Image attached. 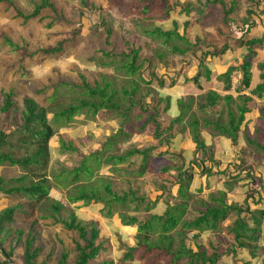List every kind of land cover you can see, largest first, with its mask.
I'll return each mask as SVG.
<instances>
[{
	"label": "rangeland",
	"instance_id": "rangeland-1",
	"mask_svg": "<svg viewBox=\"0 0 264 264\" xmlns=\"http://www.w3.org/2000/svg\"><path fill=\"white\" fill-rule=\"evenodd\" d=\"M208 1L49 0L55 10L48 7L38 16L31 17L43 0H0V89L7 93L12 92L13 100L20 109L25 97L34 98L41 107L47 109L48 119L56 131L49 143L52 199L64 205L60 214L62 219H68L70 213L75 212L78 219L96 221L97 224L100 222L101 227L107 229L97 241L104 242V250L91 263L199 264L196 257L188 259L183 256L178 261L175 259V252L180 246H184L194 252H197L199 247L208 254L217 251L221 257L217 263L227 264L223 263V256H231L232 260L236 261V253L242 251L229 233L231 219L226 220L222 227L216 230L203 231L185 229L183 222L194 221L209 207L217 206V202L212 198H219L220 192L250 194L248 190L247 193L243 192L245 188L249 189V185L256 192H264V186L259 180L263 174L256 168L254 170L256 179L242 176L237 181H231L232 186L242 181L250 182L249 185L237 184L232 190L227 186L218 187L220 180H226L228 173L232 177L239 175V169L235 172L231 169L237 161H248L247 153H243L240 147L239 151L237 148L231 150L230 145L219 143V139L212 138L215 125L208 124L207 121L211 123L217 121L221 108L208 109L206 112H199L194 107L180 110L175 103L172 108L163 110L165 103L160 105L158 102V92L161 94L162 91L164 94L161 97L172 99L173 96L185 97L193 96L192 93H202L203 91L196 92L194 86L182 84L181 77L185 74L192 77L196 75L199 70H203L201 66L203 62H207L212 71L216 70L207 59L211 57L209 53L222 48L225 43L230 45V53L234 57L218 67V74H224L231 64L241 66L247 49L246 47L244 50L239 49L235 42L242 35V32L238 31L239 28L246 30L242 22L251 8L257 15L253 17L255 25L249 32H244L242 39L247 41L258 38L264 33V0H224L227 7H230L232 2L236 3L231 15L235 24L231 23L230 26L223 23V7L219 4L208 5ZM188 5L192 9L198 7L203 9L204 17L200 22L196 21L197 14L194 11H191L190 16L186 14L184 8ZM166 6L170 8L168 15ZM173 22H177L178 35L184 37V40L178 39V35L174 33L170 44H167L165 38L158 33L157 26L163 30H171L174 27ZM186 22L188 24H185ZM232 30L236 33H230ZM109 31L111 35L108 38ZM173 45H178L182 50L175 51L172 49ZM137 49L140 51V58L136 65L142 67L137 74H129L126 64L133 61V52ZM261 52L252 60V79L248 94L262 82L260 75L264 71L260 70L259 62H264V55ZM152 71L163 80L162 86L155 80L150 85L142 82L140 78L142 76L146 80H151ZM239 79V74L234 75V82L236 80L238 82ZM173 81H176V84L170 87ZM213 81L214 91L229 94L224 89L223 80ZM105 86H108L109 91L117 93L114 102L119 105V109H102L93 116L88 108H84L70 123L64 118L58 123L54 122L55 117L71 105L77 106L83 101L96 100L97 98L91 97L88 93L89 89L96 87L103 89ZM135 88L137 89L133 92ZM167 92L170 95H167ZM231 93L237 97L234 91ZM249 95L252 103H248L249 108L245 115L251 121H248L250 135L257 137L259 131L255 128L264 127L262 121L264 91L261 94ZM130 105L133 106L128 109ZM156 113L158 114L156 120L143 127L148 116ZM179 114L182 115V119L173 127L171 131L173 136L168 145L166 142L170 138L168 127ZM6 116V113L0 110V130H5L9 134L10 121L6 120ZM194 119L199 120V131L205 133V135L202 133V139L209 143L207 151L216 158L228 160L220 166L219 169H222L220 173L214 170L211 180L202 176L203 174H198L199 172L194 169L196 173L192 175L189 196L183 198L179 194V168L183 167L180 149L189 147L185 142L192 140L189 125ZM160 134L164 138L162 144ZM261 135H264V128ZM226 139L228 141V138L224 137V140ZM62 143L71 145L73 149L62 150ZM151 146H156L157 149L150 158L147 172L138 177L136 173L141 165L142 156L127 155L133 149L143 150ZM95 156L101 157L100 167L96 166ZM110 156L128 158L124 163L114 166L106 163L105 159ZM88 160L95 169L89 185L101 186L110 183L118 195L128 193L130 190L135 191L138 196L145 198L138 207V212H134L135 203H128L126 207L115 206L113 217H108L106 211L103 213V203H92L84 207L82 201L78 203L70 201V197L77 194V183L72 181L73 175L76 169ZM165 167L169 170L163 171ZM248 172L249 175L250 171ZM21 175L22 171L18 167L8 163L0 166V177L5 181ZM66 177L67 184L63 183V178ZM83 177L80 183L85 186L87 179L83 180ZM253 179L255 181L252 183ZM252 195L248 202L250 206H253V200L256 199V196ZM13 201L18 199L0 193V212L11 206ZM183 205H186L183 221L169 233L173 236L170 253L166 250L153 249L144 253L146 258L140 259L141 252L138 250L133 257L127 258L129 249L141 246L138 245L137 225H123L119 213L145 221L151 215L164 216L168 210L175 213V209ZM240 206L246 209V204ZM27 209L30 210L26 206L25 210ZM37 211L39 206L32 212L33 216L17 214L14 226L24 229L27 233L30 223L37 220ZM53 223L54 219L38 220V225L34 228V233L37 234L35 247L41 248L40 259L38 258L37 262L40 260L46 261L47 264H61L59 261L62 253L68 252V264H75L78 254L75 245L80 241L78 233L67 230L62 224ZM26 236L27 234L24 238ZM149 240L152 243L158 242L159 233L150 235ZM9 244V240L4 243L7 251ZM165 244L167 245V242ZM23 249V242L16 245L9 259L10 264H24ZM233 250L235 252H232ZM259 255L264 256V248L260 249ZM2 257L0 250V262L3 261Z\"/></svg>",
	"mask_w": 264,
	"mask_h": 264
},
{
	"label": "trees",
	"instance_id": "trees-1",
	"mask_svg": "<svg viewBox=\"0 0 264 264\" xmlns=\"http://www.w3.org/2000/svg\"><path fill=\"white\" fill-rule=\"evenodd\" d=\"M224 3V0L208 1V5L215 6L219 4L223 7V23H225V25L230 26L231 23L234 25L235 21L232 19L231 15L234 12L236 3L232 2L230 7H227ZM48 7L50 9H54V6L49 2V0H43L42 4L36 7L31 17L38 16L43 9ZM166 10L168 15L170 8L166 6ZM184 11L189 16L191 15V11H194L197 14V22H200L204 17V11L201 7L192 9L189 8L188 5L184 8ZM255 13L256 12L253 8L248 10V16L242 22V25L246 27V30L244 28H239L238 30L242 32V35L237 38L235 44L239 49L244 50V47L247 49L241 66L231 64L224 74L217 77L218 80L224 81V89L226 91H230L233 89L234 75L240 74V79L235 87V91L238 94L237 97L230 94L222 96L217 91L212 89L213 80L217 75L213 73L211 66L207 62H203L201 64V66H203V70H199L193 77L185 74L181 81L184 84L193 83L198 89L207 90V92L198 96L181 97L177 102L180 110L195 107L199 112H206L208 109L215 110L216 108L221 107L218 120L214 121V123L207 121V123L215 125V134H219L230 139L232 144L235 146H238L239 144L240 130L245 122V114L248 111L247 104L252 100L249 94H261L264 91V73H261L260 78L262 79V82L258 84L254 90H251L249 94L247 93L251 86L252 60L254 57L258 56L260 51H264V33L258 38H252L247 41L242 39L244 32H249L255 25V22L253 21V17L257 16ZM173 24L174 27L171 30H163L161 27L159 28L157 26L158 33L165 38V42L167 44H170L174 33L178 35L177 22H173ZM185 24H188V22ZM230 33H236V31L232 30ZM110 35L111 31H109L108 38ZM178 39L184 40V37L178 35ZM172 49H175V51L182 50L178 47V45H173ZM230 50V45L225 43L222 48H218L216 51L209 53V56H211L210 59H212L210 62L213 65L218 63L222 64L223 62L227 63L230 58L234 57L231 56ZM139 53V49L135 50L133 52V61L131 63L127 62L126 64L129 74H137L142 67V65H136L137 60L140 58ZM259 67L260 70L264 71L263 61L259 62ZM152 75L151 80H146L143 76L140 78L143 83H148L150 85L152 81L155 80V82L162 86L164 82L158 77L155 71H152ZM175 84L176 81H173L169 86L173 87ZM84 86L86 85L84 84ZM136 89L137 88H135L133 92H135ZM108 91V86H105L103 89L100 87L89 89L88 93L91 97L97 98L96 100H93V102L83 101L81 105L77 106L71 105L67 110L62 111L59 115H57L55 117V121H53L58 123L61 118H64L67 123H70L74 116L84 108H88L89 112H91L93 116L98 114V112L102 109H119V105L114 102V99L117 97V93L115 91ZM160 96L158 97V102L160 105L165 103L163 110H168L171 106V98H163ZM13 98L14 94L12 92L7 93L0 89V110L3 113H6V120L10 121L9 134H7L5 130H0V166L8 163L11 166L18 167L22 171L21 176L10 179V182L5 181L2 177H0V193L11 196L12 198L16 197L18 199V201H13L14 203L11 206L0 212V250L3 254V261L0 262V264H10L9 259L13 249H15L16 245L21 242H23L24 245V264H47L46 261L40 262L39 260V263L37 262L38 258L40 259L41 248L35 247L37 234L34 233V228L38 225V220L45 221L48 219H54L53 224H62L67 230L76 231L78 233L80 241H78L75 245L78 253L75 264H94L91 262L102 250H104V242L97 243V241L101 236H103V234H105L107 229H103L100 222L98 225L96 221H83L78 219L75 212L70 213L68 219H62L60 214L64 209V205L60 201L52 199V185L49 175L51 162L49 143L55 136L56 131L48 119L47 109L41 107L34 98L25 97L22 101V109L17 107L16 101H14ZM132 106L133 105H130L128 109ZM157 115L158 114L156 113L155 115L148 116V119L143 124V127H145V125L149 122H154ZM137 118L140 117L137 116ZM181 119L182 115L179 114L168 127L170 138L167 141L165 140L168 145L173 136L171 131L175 124L180 123ZM189 126L192 135V142L195 144V155L193 154L190 158L181 153L183 167L179 168L178 177L180 178L179 194L183 198L189 196L188 191L191 188L193 180L192 175L196 173L194 169L199 172L198 174H206L209 176L212 173V167H207L205 165V162L207 160H211V158L207 153V145L204 139H202L201 132L199 131V120L194 119ZM159 138L160 144H162L164 141L162 134H160ZM246 142L249 146H251V148L259 152L264 151V145L259 144L256 139H248L246 137ZM61 147L64 151L73 149L71 145L67 146L63 143L61 144ZM156 149V146H151L143 150L133 149L128 153L127 156H142L141 165L136 173V176L140 177L147 172L150 164V158ZM19 153L21 155H19ZM100 158L101 157L99 156L94 157L97 167H100ZM127 158L128 157L125 156H110L105 160L106 163L116 166L124 163ZM94 170L95 169L89 164V160L76 169V173L73 175L72 181L77 183V194L70 197L71 202L78 203L82 201L84 202V207H88L92 203H103V213L106 211L108 217H113L115 213V206L122 205L126 207L128 203H135L136 207L134 208V212L139 211L138 207L145 201V198L143 196H138L135 191L130 190L128 193L118 195L117 192L113 191L110 183L105 185L103 184L101 186L89 185V182H92L91 178L93 177ZM168 170V167L163 168V171ZM249 176L251 178H255V176L251 173ZM82 177L83 180L87 179L85 186H82V183H80ZM63 180V183L67 184L68 178H63ZM254 181L255 180L253 179L252 183ZM102 192L106 194L103 195ZM249 192L250 194H247L244 200L246 209H243L237 204H228L226 201L227 194L225 192H220L219 198H212L217 202V206L213 205L209 207L206 212L194 221H184V228L188 230L194 229L202 231L206 229L216 230L219 227H222V224L219 226V223L225 221L231 213H235L237 218L230 225L229 233L234 236V239L239 247L247 249L253 259H258L257 261L259 264H264V256L261 257L259 255L260 249L264 248L259 245V241L262 237H264V232L261 228V223L264 219V210L255 212L249 211L248 200L254 190L250 187ZM203 204L206 205L205 203ZM26 206L30 210H25ZM38 206L39 211H37V220H33L30 223L27 233L24 229L14 226L17 214L28 217L29 215H32V212L34 209L36 210ZM185 208L186 205L181 206L179 209L176 208L175 213H171L170 210H168L165 212L164 216L151 215L145 221H139L135 216H129L123 214L122 212L119 213V219L123 225H137L138 245L141 246L139 248L136 247L129 249L126 254L127 258L133 257L134 253L138 250L141 252L140 259L146 258L144 253L152 251L153 249L166 250L167 253H170L173 245V236L169 235V233L183 221ZM245 212L251 214V219L254 221L255 227L250 228L244 217H242V214ZM156 233H159L158 242H150V235ZM25 234H27L26 238H24ZM195 236L197 237L198 235ZM7 240L10 242L9 251H7L4 246V243ZM245 241H248L249 243H246ZM165 242H167V245ZM232 252H235V250ZM174 256L177 261L183 256L188 259H195L196 257L199 264H218L217 262L221 258L217 251H213L208 254L203 251L201 247H199V250L194 252L192 249H186L184 246H180V249L175 252ZM68 257V252H63L59 262L61 264H68ZM101 264H109V262ZM244 264L250 263L246 262Z\"/></svg>",
	"mask_w": 264,
	"mask_h": 264
},
{
	"label": "crops",
	"instance_id": "crops-1",
	"mask_svg": "<svg viewBox=\"0 0 264 264\" xmlns=\"http://www.w3.org/2000/svg\"><path fill=\"white\" fill-rule=\"evenodd\" d=\"M261 53L264 55V51H262ZM211 60L212 59H210V58L207 59L208 62H210ZM224 65H226V64H224ZM221 66H223L221 63L214 64V67L216 68V70L213 69V73L217 75L214 78V80H218L217 79V77L219 76V74H218V67H221ZM225 72H226V70H225ZM220 75H222V73ZM182 77H181V79H182ZM218 81H220V80H218ZM181 83L184 84L182 81H181ZM237 83H238L237 80L235 82L233 81V89L230 90V91H228L230 95H233L231 93L233 91L236 93L235 87H236ZM185 85L194 86L193 88L196 90V92L197 91H199V92L203 91L202 93H192L193 96H198V95L203 94L204 92H206V90H200V89H198L193 83H188V84H185ZM213 88H214V83H213L212 89ZM217 92L219 94H221L222 96H225L223 93H220L219 91H217ZM163 94L164 93L162 91L161 94L159 93V96L160 95H163ZM166 94L167 95H170L168 92ZM237 95L238 94L236 93V96ZM180 97L181 96H178V97L177 96H173V99L171 98V106H170V108H172L175 105V103L177 105V102L176 101ZM249 103H252V102L250 101ZM247 107H248V104H247ZM177 108H178V105H177ZM263 114H264V112H262V115ZM248 121H250V119L247 118V115H245V122L243 123V125L241 127V130H240V139H239L238 146H233V144L230 142L231 140L229 141V139H228V141H227V139L224 140V136L222 137V135L215 134V133L213 134V137L212 138L219 139V143L226 144V145H230L231 147L229 146V148L231 150H233V148H237V150H238L239 149L238 147H240L242 149L243 153L246 152L247 155H248V157H246V159H248L247 162H245V161L243 162V161H240L239 160V161H237V164L235 166H232L231 167V169L233 170V172H235L237 169H239V173H238L239 175L237 177H232V175L230 173H228V175L226 176V180H220L221 184H220V182L218 183V187H220V188L227 186V187H229L228 188L229 190L230 189L232 190L234 188V185H237V184L240 185L242 183L241 185H245V184L249 185L250 182L247 183V181H242V182L235 183L232 186L231 181H233V180H236L237 181L238 179H241L242 176H245L244 178H246L247 176L250 175V174L248 175V171H250V173L252 175H255L254 174V170L256 168L257 169H260V172L259 173H262L263 174V177H259L260 178L259 180H260L261 185L264 186V161H261V160H264V151L263 152H259V151L255 150V149H253L246 142V137H247L248 139H256L259 144L264 145V135H261V132L263 131V128L264 127H260V129L259 128H255L256 131L257 130L259 131V133L258 134L256 133L257 134V137L256 136L253 137V136L250 135V131L248 130V126H250V122L251 121L249 122V125H248ZM262 121L264 122V117L262 118ZM202 133H203V135H205L204 132H202ZM202 133H201V135H202ZM259 134H260V138L261 139H259ZM203 135H202V137H203ZM204 141H205V143H206V145L208 147L209 146V143L206 140H204ZM185 143L189 147L188 148H181L180 149L181 150V153L184 154L185 156L191 158L193 156V154L195 155V144L192 142V140H187ZM223 150L224 149H222V151ZM207 153L210 155L211 160H207L205 162V165L207 167H212V174L209 175V176L206 175V174H203L202 176H205L208 180H211L213 178V176H214V170H217L220 173V170H222V169H219L220 166L223 164L224 161H227L228 159L227 160L226 159H222V157L216 158V156H212L209 153V151ZM261 153H263V154L261 155ZM228 158H230V157H228ZM235 174H233V175H235ZM256 175L257 176H260V174H256ZM248 179H250V178H248ZM255 179H256V177H255ZM250 187L251 186L249 185V188ZM247 190L249 191L248 187L245 188L243 190V192L244 193L245 192L247 193ZM229 192L230 191H227V198H228V200H226L228 204H237V205L244 204V200H245V197L247 196V194H245V195H243V194H232L234 192H231V193H229ZM253 194H254V196H256V199L253 200V206H250V204H249V211L255 212V211H259V210H264V192L263 191H261V192L260 191H258V192L254 191ZM249 199H251V197ZM248 202H249V200H248ZM242 217H244V219L246 220V222H247V224L249 225L250 228L255 227L254 221L251 219V214L250 213L245 212V213L242 214ZM236 218H237V215H235V213H231L230 216L226 220L231 219V223H233L234 220H236ZM225 221H223L221 224H223ZM261 228H262V231L264 232V219L262 220ZM245 242L246 243H249L248 241H245ZM251 243H253V242H251ZM259 245L264 247V237H262V239L259 241ZM241 249H242L241 252H237L236 253V261L235 262H233L231 256H223V259H222L223 263H227V264H240L241 263V264H244L246 262H249L250 264H259V262L257 261L258 259L257 260L256 259H253L250 256L249 251L247 249H245V248H241ZM229 257H230V259H229Z\"/></svg>",
	"mask_w": 264,
	"mask_h": 264
}]
</instances>
